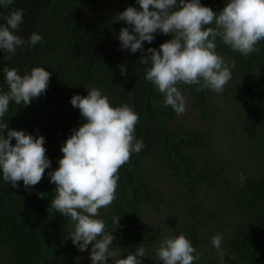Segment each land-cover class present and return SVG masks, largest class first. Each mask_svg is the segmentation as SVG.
<instances>
[{
    "label": "trees",
    "instance_id": "trees-1",
    "mask_svg": "<svg viewBox=\"0 0 264 264\" xmlns=\"http://www.w3.org/2000/svg\"><path fill=\"white\" fill-rule=\"evenodd\" d=\"M226 3L201 0L217 13ZM130 6L142 10L137 0L0 4V25L11 10L23 9L15 34L25 41L33 33L42 37L35 46L18 47L10 60L0 50V94L9 90L5 66L20 75L34 67L51 73L46 92L27 106L10 102L0 118L9 129L43 135L51 161L30 188L23 181L13 188L0 170V264H92L91 245L80 251L68 236L73 223L50 210L56 186L49 176L59 167L66 140L86 122L71 98L86 96L92 87L113 106L133 109L139 116L134 135L143 141L119 169L116 200L98 217L108 230L120 217L110 247L115 258L144 247L141 264H162L156 256L160 243L184 234L200 257L194 264H264V40L256 45L258 53L243 56L217 38L216 52L229 66L235 63L231 80L221 93L180 85L186 111L177 115L145 78L150 65L139 64L143 53L121 47L119 32L131 26L118 15ZM154 36L151 44L144 42L145 50L173 38L159 30ZM216 235L222 236L223 260L212 244Z\"/></svg>",
    "mask_w": 264,
    "mask_h": 264
},
{
    "label": "clouds",
    "instance_id": "clouds-1",
    "mask_svg": "<svg viewBox=\"0 0 264 264\" xmlns=\"http://www.w3.org/2000/svg\"><path fill=\"white\" fill-rule=\"evenodd\" d=\"M140 9L128 7L118 15L129 27L121 28L119 41L123 49L135 54L142 52L139 64L150 65L145 78L163 94L164 105L177 115L186 111V98L180 85H196L198 90L221 93L231 80L230 67L216 52L219 38L233 52L243 56L258 53V42L264 40V0H227L217 12L201 4V0H137ZM5 8L13 0H0ZM0 25V50L10 60L17 48L27 44L35 46L42 40L33 33L25 41L15 34L23 22V9H13ZM171 34L173 38L162 43L159 49H144L155 39L157 31ZM9 90L0 94V118L9 111L10 102L30 105L46 92L51 73L43 67H34L29 73L18 74L15 68L4 67ZM127 74L125 66L120 67ZM88 94L74 95L71 104L80 110L85 123L62 146L63 157L59 167L49 173L55 187L51 209L64 215L74 225L68 234L80 251L91 245L92 264H141L138 257L146 256V249L138 247L127 258H115L110 251L115 237L112 232L119 226L120 217L113 218L108 230L98 218L100 209L116 200L119 169L129 162L132 154L139 153L143 141L137 140L135 126L139 116L127 104L113 106L106 95L97 88H88ZM5 131L7 136L4 135ZM13 138L15 145L12 144ZM45 137L25 134L23 130L9 129L0 120V170L3 180L18 188L23 181L25 188L38 184L45 170L51 167L47 158ZM222 236L212 238L213 246L220 251ZM184 234L164 239L156 250L162 264H194L199 255ZM221 260L224 253L220 251Z\"/></svg>",
    "mask_w": 264,
    "mask_h": 264
},
{
    "label": "rangeland",
    "instance_id": "rangeland-1",
    "mask_svg": "<svg viewBox=\"0 0 264 264\" xmlns=\"http://www.w3.org/2000/svg\"><path fill=\"white\" fill-rule=\"evenodd\" d=\"M190 111H191V110H190V109H188V110H187V113H188V112H190Z\"/></svg>",
    "mask_w": 264,
    "mask_h": 264
}]
</instances>
